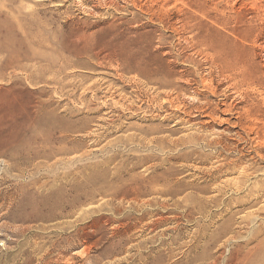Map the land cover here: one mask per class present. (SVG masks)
I'll list each match as a JSON object with an SVG mask.
<instances>
[{
	"label": "rangeland",
	"instance_id": "374dc122",
	"mask_svg": "<svg viewBox=\"0 0 264 264\" xmlns=\"http://www.w3.org/2000/svg\"><path fill=\"white\" fill-rule=\"evenodd\" d=\"M0 264H264V0H0Z\"/></svg>",
	"mask_w": 264,
	"mask_h": 264
},
{
	"label": "bare ground",
	"instance_id": "6f19581e",
	"mask_svg": "<svg viewBox=\"0 0 264 264\" xmlns=\"http://www.w3.org/2000/svg\"><path fill=\"white\" fill-rule=\"evenodd\" d=\"M166 95V94H165ZM235 161V160H234ZM233 164V163H232ZM235 164V163H234ZM221 165V164H220ZM223 166H225V164H222ZM221 165V166H222ZM237 165V164H236ZM236 168H238L239 170H241L240 172L243 174V175H248V172H247V169H246V167H242V166H237ZM235 169V168H234ZM235 171V170H234ZM250 173V172H249ZM241 175V174H240ZM160 175H157V176H151V175H149L148 177H144L143 178V183L144 182H149L150 184H153V185H155V184H157V182H159L160 181V177H159ZM232 176V175H231ZM235 176V175H234ZM238 177V176H237ZM144 184H147V183H144ZM150 184H148V185H150ZM225 185V184H224ZM228 185H229V183H228ZM242 185L243 184H241V187H242ZM228 187V186H227ZM150 193H155V194H158V195H160V197H161V200L160 201H158L157 199H152V198H147V199H143L142 198V195H146L147 196V194H150ZM172 193H177V191H173V190H168V189H166L165 190V188H160V187H157L156 185H155V187H153V189H151L150 191H147V192H144L143 194H139L137 197H135L134 199H133V201L135 202V203H137V204H139V203H143V204H145V205H150V204H154V203H158V204H160V205H162V206H166V204H167V199L165 198V196L166 195H169V194H172ZM138 194V193H137ZM136 194V195H137ZM158 198V197H157ZM182 201V200H181ZM49 251V250H48Z\"/></svg>",
	"mask_w": 264,
	"mask_h": 264
}]
</instances>
